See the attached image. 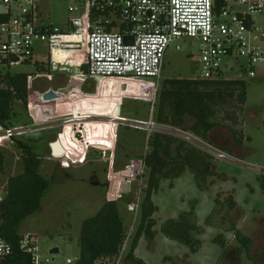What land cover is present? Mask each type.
Segmentation results:
<instances>
[{"label": "rangeland", "instance_id": "374dc122", "mask_svg": "<svg viewBox=\"0 0 264 264\" xmlns=\"http://www.w3.org/2000/svg\"><path fill=\"white\" fill-rule=\"evenodd\" d=\"M39 10L40 21L45 20L43 15L47 11L49 14L47 21L63 30L66 28L67 20L76 17L67 13V3L63 0H49L47 4L39 5ZM261 20L257 18L259 24L264 23V20ZM46 45L45 43L38 44L35 47L37 57L30 65L14 67L10 70L0 66V79L7 72L35 74L36 62L45 61L41 63L44 66L43 69L50 71L51 74L53 72L52 75L39 73L40 76H37L32 86L42 95L51 93L56 98L35 104L30 109L16 102L15 117L12 121L14 127H21L36 119L44 120L49 116H57L56 110L63 114L62 118L67 117L66 108L68 107L64 106L66 105L64 101L63 104L58 101L61 100V94L68 91L69 74H79L77 69L68 68V66L77 67V59L73 56L75 55L73 52L57 51L54 54V59H57L56 63L68 66H53L48 60L46 61L48 59ZM197 55V47L190 46L187 41L181 44L180 50L170 47L164 57L161 80L156 90L155 83L151 81L154 84L152 89L146 85L148 83L144 84L140 80L108 82L104 88V104L108 107V98L112 97L111 100L114 102L110 103L116 108H111L114 109L113 112L109 113L110 109L106 115H112L116 117L115 119H118L117 117L127 118L129 123H109L103 119H89L81 125L78 131L71 122L60 123L58 130L53 133H48L46 129L42 130L44 141L32 144V150L41 159L39 174L48 181L49 189L40 200L39 210L21 222L17 232L21 236L30 235L37 239L43 264H66L67 260L74 261L78 258L77 242L82 222L95 216L101 207L110 201L116 203L128 236L120 263L124 264L129 243L139 224L141 204L148 179V170L142 167L143 157L149 151L147 147L149 131L146 125L150 123V120L155 121L157 95L164 80L196 78ZM223 78L244 81L246 101L243 110L240 108L241 111L235 108L231 101L218 109L216 121L220 125L209 134L211 145L190 133L182 134L179 130L175 132L153 127L151 133H168L177 136L208 154L213 161L215 159L210 153L211 149L228 156L222 151L223 148H228L236 160V157L240 158L236 161L231 157L240 172L237 175L218 172L219 177L207 180L209 188L205 192L197 189L195 180L189 173H186L180 182L175 184L174 190L168 188L169 181H162L158 193L152 197V202L158 207V212L153 215L154 238L158 247L156 252L161 249V244H169L171 246L169 254L172 256L180 254L181 251H187L188 255H192L190 256L192 264H212V262L217 264L220 247L207 240L215 238L220 231L205 227V219L211 211L213 213L215 209H218L213 204L216 194H221V200L225 201L226 194L233 193L237 203L236 208L225 212V220L236 223L241 234L250 238L252 243L249 252L241 253L239 264H264L262 260L264 254V195L257 181L259 175H264V67H258L257 74L253 78L237 69L225 73ZM57 84L62 87L53 90L52 88ZM142 98L147 99V102H141ZM227 114H234L235 123L228 119ZM51 125L53 124L45 126ZM228 127L242 133L241 146L233 141ZM2 134L3 131L0 132V154L4 158V171L0 173V221L3 214L1 202L5 196L8 178L22 172L21 153L16 143L12 139L1 137ZM183 135H189L192 138L188 139ZM216 143L221 145L216 146ZM215 163L218 166L220 164L217 160ZM122 185H126V189ZM136 204L138 208L133 207ZM192 206L194 215H196V224L203 230L198 237L201 246L195 254H190L184 246L164 239L159 230L165 221L176 219L179 212H189ZM214 223L217 225L219 221L216 220ZM224 235L230 248H238L232 234ZM53 248L59 249L58 255H49V251ZM143 248L149 249L145 254L148 258L145 260L155 264L159 254L153 255L150 252L152 247L147 241ZM46 260L48 263L45 262ZM175 261L180 263V260L175 259ZM222 262L230 264L228 259ZM188 263L187 261L183 264Z\"/></svg>", "mask_w": 264, "mask_h": 264}, {"label": "built area", "instance_id": "2783aa9c", "mask_svg": "<svg viewBox=\"0 0 264 264\" xmlns=\"http://www.w3.org/2000/svg\"><path fill=\"white\" fill-rule=\"evenodd\" d=\"M48 1L0 0L1 67L31 64L35 47L45 43L54 65L56 51L73 52L77 69L85 66L88 78L140 80L150 89L155 83L156 90L167 50H180L185 41L197 47L196 79L222 80L234 69L253 78L258 67H264V23L257 22L264 20V0H63L67 13L76 16L67 20L64 30L47 21V11L40 21L39 5ZM115 118L110 122H125ZM25 132V127L8 128L1 137L18 138ZM210 153L218 163L235 165L222 152ZM126 241L117 258L98 264H120ZM19 247L32 264H43L36 238L23 236ZM10 254L11 247L0 240V258Z\"/></svg>", "mask_w": 264, "mask_h": 264}, {"label": "trees", "instance_id": "16d2710c", "mask_svg": "<svg viewBox=\"0 0 264 264\" xmlns=\"http://www.w3.org/2000/svg\"><path fill=\"white\" fill-rule=\"evenodd\" d=\"M81 70V74L72 75L71 81L79 83L80 77L87 75L85 66ZM36 71L48 72L43 69V65L36 67ZM35 76V74L7 72L0 79V126L3 130L8 129L7 123H12L15 117L16 102L25 108H30L42 101V94L32 86ZM157 97L156 124L190 133L210 144L209 134L220 125L216 121L218 109L231 101L235 108L239 111L240 108L243 110L246 92L242 80L169 79L162 82ZM227 116L235 123L234 114ZM228 129L233 141L241 146L242 133L232 127ZM11 139L21 153L22 172L8 178L5 196L1 202L3 214L0 221V240L11 247V254L0 258V264H32L30 256L20 250L19 242L23 236L19 235L17 230L21 222L39 210L40 200L47 193L49 183L39 174L41 159L32 150V145L14 137ZM147 147L149 151L143 157L142 163L148 170V179L141 204L139 224L124 258L128 264H144L135 258L134 251L140 238L151 241L155 237L153 215L157 208L153 205L151 197L159 190L162 181H169L172 186L173 181L189 173L193 176L197 189L205 192L209 188L207 180L220 176L217 170L218 164L212 157L177 136L154 132L148 137ZM223 149L222 151L228 156H232L228 148ZM3 171L4 158L0 154V173ZM257 181L264 195V175H259ZM226 196L224 201L221 200V194H216L213 204L218 209L207 217L205 227L220 231L212 240L220 247L217 264H224L222 262L224 259L230 260V264H239L241 253L249 252L252 243L250 238L241 234L236 223L225 220V212L233 211L237 204L233 193H227ZM194 214L192 206L188 213H180L176 219L165 221L159 229L164 238L186 247L190 254H195L201 246L198 237L202 234V229L197 226ZM216 220L219 221L217 225L214 223ZM224 234H232L238 248H230ZM126 239L127 235L116 203L113 201L105 203L95 216L84 220L81 224L77 242L79 248L77 264L112 261L118 257ZM187 259L188 256L180 263L170 258H165L164 261L183 264ZM262 260L264 261V254Z\"/></svg>", "mask_w": 264, "mask_h": 264}, {"label": "crops", "instance_id": "0c3cea01", "mask_svg": "<svg viewBox=\"0 0 264 264\" xmlns=\"http://www.w3.org/2000/svg\"><path fill=\"white\" fill-rule=\"evenodd\" d=\"M47 60L48 59H46V61ZM55 60H57V59H54V61ZM44 62H41V63H44ZM41 63H37V62L35 63V70H36V67H38ZM28 65H30V64H28ZM52 65L53 66H58L59 65V66H63V67L68 66L67 64L66 65H61V64L54 65V64H52ZM68 68L77 69V67H70V66H68ZM77 71L80 73L81 72V69H77ZM42 73H45L47 75H52L53 74V72L51 74L50 71H48V72H42ZM42 73H40V74H42ZM40 74L36 71V73H35L36 76H35V79L32 82V85L35 82L37 76H40ZM72 75H78V74H72ZM72 75L69 74V77H68L69 83H70V81L72 79L71 78ZM113 81H115V80H106V81H102V80H98V79L97 80H93V79L88 78V77L85 76V78L82 79L79 82L80 84H79L78 87L70 88V89H68L67 93L61 94V97H60L61 100L58 101V102L59 103L61 102V104H63L62 102L64 101V103L66 104L64 106L65 107L66 106L68 107V108H66L67 109L66 110V114L67 115L65 114L67 117L62 118V115L63 114H61V112L59 113V110H56L55 109L56 112H58V115L57 116H54V117L49 116L48 118H46L44 120H38V119H36V120H33L32 122H30L29 124L23 125L21 127H31L32 131H39L41 133V136L43 137L42 130L46 129L47 132H48V131L54 129V130L57 131L58 130V127H59V124L60 123H63V122H71L73 124L74 128L77 131L81 128V125L86 120H89V119H93V120L103 119V120H106V121L110 122V118H112V115H106V114H108V112H109V110L111 108H116V107H112V104L110 103V102H112V103L114 102V100H111L112 97H109L108 98L109 101L108 100L107 101L110 104L107 102L108 103V107H107V104H104L105 101L103 100L104 99L103 96L105 95V92H104L105 85L108 82L113 83ZM61 87H62L61 85L57 84L56 87H54L52 89L53 90H57V89H59ZM37 92L39 94H41L39 91H37ZM141 102H147V99L145 100V99L142 98L141 99ZM90 104H93V105H90ZM62 106H60V107L62 108ZM113 110L114 109H111V111L109 113L113 112ZM121 110L122 109H120V111ZM67 111H68V113H67ZM120 111H119V113H120ZM56 118H58V119H56ZM118 118H121V117H118ZM121 120L122 121H125L126 123H129V121L127 120V118H121ZM125 122H123V123H125ZM150 122L152 123V126H151V128L150 127L147 128L148 131H149L148 136H150L152 134L151 132L153 131L152 130L153 127L162 128V129H164V127H166V126L158 125V124H156L155 121L153 122L152 120H150ZM12 124H13V122H12ZM49 124H53V125L47 126V127L45 126V125H49ZM167 128H169V127H167ZM169 130H173L175 132H178V131H176V129H173V128H169ZM180 132L182 134L183 133L185 134V132H182V131H180ZM216 144H217V146L221 145L220 143H216ZM231 157H233V156H231ZM237 160L239 161V159H237ZM185 174L183 176H181L180 178L176 179L175 181H173L172 182V186H170V183H169V185H168L169 187L168 188L171 189V190H174L175 189V184H178V182H180V180L182 179V177L185 176ZM157 193H158V191L156 193H154L152 195V197L155 194H157ZM152 197H151V201H152ZM153 205H154V203H153ZM154 206L157 208V210L155 212V213H157L158 212V207L156 205H154ZM182 210H180V211H182ZM180 213H188V212H179L178 214H180ZM207 217H206V219H207ZM121 219H122V217H121ZM195 219H196V217H195ZM122 223L124 224L123 219H122ZM196 223H197V220H196ZM210 229H212V228H210ZM202 233H203V230H202ZM164 239H166V238H164ZM212 239L207 240V241L212 242ZM142 241H144V242H142ZM146 241L147 240L145 238H143V237L140 238V240L138 242V245H137V247H136V249L134 251V256H135V258L141 260L144 264H151V263L147 262V260H145L146 258H148L145 254L149 250L148 248H143V246H144V244H145ZM147 242H149L150 246L152 247V249H150V252L153 255L155 253H158L159 254V256L155 260V264H166V263L169 264L170 262H165L164 261L165 258H170V259H173V260L176 259V260H180L181 261L186 256H188L187 261L190 264L193 263V261L190 259V256H192V255H188L187 254V251H181L180 254H177V255L172 256L171 254H169L170 253V249L169 248L171 247L169 244H165V245L161 244V246H160L161 249L159 250V252H156V249L158 247H157V245L155 243V238L153 240L147 241ZM167 254H169V255L166 256ZM153 260H154V258H153ZM149 261H151V260H149ZM124 264H128V263L124 262ZM170 264H172V263H170ZM212 264H213V262H212Z\"/></svg>", "mask_w": 264, "mask_h": 264}, {"label": "water", "instance_id": "95a60500", "mask_svg": "<svg viewBox=\"0 0 264 264\" xmlns=\"http://www.w3.org/2000/svg\"><path fill=\"white\" fill-rule=\"evenodd\" d=\"M84 76H81L80 79H84ZM80 83L75 82V81H70L69 85H68V89L70 88H75L78 87ZM56 97H54L51 93H49L48 95H42V101L37 102L38 103H43L46 100L49 99H54ZM35 105V104H34ZM8 128H13V124L11 122L7 123ZM27 129V132H25L24 134H20L18 136V139L28 145H32V144H38L42 141H44V137L41 136V133L39 131H32L31 127H25ZM164 129H169L167 127H164ZM3 131L2 127L0 126V132ZM56 132V130L52 129L50 131H48V133H53ZM218 172L219 173H227L229 175H237L239 174L240 170L238 169V167H236L233 164H229L226 162H221L218 166ZM124 187V189H126V185H122ZM124 193V191L122 192ZM59 254V249L58 248H53L49 251V255L50 256H56Z\"/></svg>", "mask_w": 264, "mask_h": 264}, {"label": "bare ground", "instance_id": "6f19581e", "mask_svg": "<svg viewBox=\"0 0 264 264\" xmlns=\"http://www.w3.org/2000/svg\"><path fill=\"white\" fill-rule=\"evenodd\" d=\"M57 52V51H56ZM64 52H68V51H64ZM76 55V54H75ZM75 55H73V56H75ZM61 64V63H60ZM114 121L116 122L117 121V119H114ZM109 123H112V122H109Z\"/></svg>", "mask_w": 264, "mask_h": 264}]
</instances>
